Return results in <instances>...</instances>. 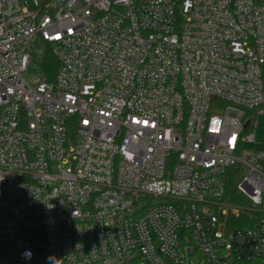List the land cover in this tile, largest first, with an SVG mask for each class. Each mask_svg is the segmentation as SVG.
Returning <instances> with one entry per match:
<instances>
[{"label": "built area", "instance_id": "2783aa9c", "mask_svg": "<svg viewBox=\"0 0 264 264\" xmlns=\"http://www.w3.org/2000/svg\"><path fill=\"white\" fill-rule=\"evenodd\" d=\"M263 106L264 0H0V264H264Z\"/></svg>", "mask_w": 264, "mask_h": 264}, {"label": "trees", "instance_id": "16d2710c", "mask_svg": "<svg viewBox=\"0 0 264 264\" xmlns=\"http://www.w3.org/2000/svg\"><path fill=\"white\" fill-rule=\"evenodd\" d=\"M58 68V61L50 52H46L41 66V72L43 75L47 77L48 80H53ZM238 180L239 176L237 172L232 171L226 181V201L237 206H247L248 203L246 199L242 196V194L239 193L237 189ZM246 217H248L247 214L242 215L241 219L235 222L233 225H236L237 227H245L246 222L243 223L242 220Z\"/></svg>", "mask_w": 264, "mask_h": 264}, {"label": "rangeland", "instance_id": "374dc122", "mask_svg": "<svg viewBox=\"0 0 264 264\" xmlns=\"http://www.w3.org/2000/svg\"><path fill=\"white\" fill-rule=\"evenodd\" d=\"M41 49V48H40ZM38 62H40V56L39 54H37V60L34 64H36ZM43 76V73H37L35 71H30V76ZM258 122H259V127L256 129L255 135H256V142L254 143H250L248 145H246L245 147V151L246 152H253V151H258V150H262L264 149V115H260L258 118ZM249 204H247L248 206ZM249 221H246V226L249 225Z\"/></svg>", "mask_w": 264, "mask_h": 264}, {"label": "clouds", "instance_id": "9594fccd", "mask_svg": "<svg viewBox=\"0 0 264 264\" xmlns=\"http://www.w3.org/2000/svg\"><path fill=\"white\" fill-rule=\"evenodd\" d=\"M24 255H25L26 259H30L31 258L30 253H25ZM50 261H51V258H50ZM51 264H52V261H51Z\"/></svg>", "mask_w": 264, "mask_h": 264}]
</instances>
